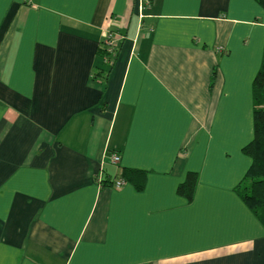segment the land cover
<instances>
[{"label": "crops", "instance_id": "crops-1", "mask_svg": "<svg viewBox=\"0 0 264 264\" xmlns=\"http://www.w3.org/2000/svg\"><path fill=\"white\" fill-rule=\"evenodd\" d=\"M263 52L256 0H0V264H264L236 193Z\"/></svg>", "mask_w": 264, "mask_h": 264}, {"label": "trees", "instance_id": "trees-1", "mask_svg": "<svg viewBox=\"0 0 264 264\" xmlns=\"http://www.w3.org/2000/svg\"><path fill=\"white\" fill-rule=\"evenodd\" d=\"M256 1L264 9V0ZM252 99L253 138L242 148V153L250 158L251 164L237 186L236 193L264 227V52L261 66L252 83ZM132 176L133 186L140 190L144 182L142 172L123 171L120 179L126 183ZM196 180V174L189 173L177 187L176 193L189 202L195 190ZM98 183L102 185V180Z\"/></svg>", "mask_w": 264, "mask_h": 264}, {"label": "built area", "instance_id": "built-area-1", "mask_svg": "<svg viewBox=\"0 0 264 264\" xmlns=\"http://www.w3.org/2000/svg\"><path fill=\"white\" fill-rule=\"evenodd\" d=\"M140 9H144V6H140ZM141 17V15H140ZM122 36L117 33V32H112V31H105L104 32V38L102 41V47H103V52L104 54V62L105 64L112 62L114 59L116 53H117V48L118 44L121 41ZM119 156L113 154L110 156V161L112 164H117L119 163ZM125 185V182L122 179H117L114 181L113 187L114 189H120Z\"/></svg>", "mask_w": 264, "mask_h": 264}]
</instances>
